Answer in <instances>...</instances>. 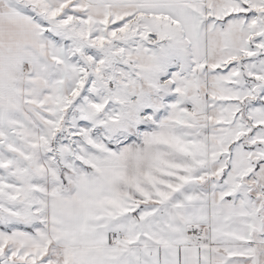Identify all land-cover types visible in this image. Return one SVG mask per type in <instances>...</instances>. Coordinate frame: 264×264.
<instances>
[{"label": "snow or ice", "instance_id": "snow-or-ice-1", "mask_svg": "<svg viewBox=\"0 0 264 264\" xmlns=\"http://www.w3.org/2000/svg\"><path fill=\"white\" fill-rule=\"evenodd\" d=\"M0 264H264V0H0Z\"/></svg>", "mask_w": 264, "mask_h": 264}]
</instances>
